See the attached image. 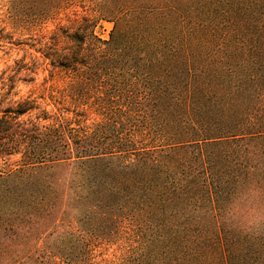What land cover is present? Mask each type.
Wrapping results in <instances>:
<instances>
[{
  "label": "trees",
  "instance_id": "16d2710c",
  "mask_svg": "<svg viewBox=\"0 0 264 264\" xmlns=\"http://www.w3.org/2000/svg\"><path fill=\"white\" fill-rule=\"evenodd\" d=\"M66 4L0 78V264H264V0Z\"/></svg>",
  "mask_w": 264,
  "mask_h": 264
},
{
  "label": "rangeland",
  "instance_id": "374dc122",
  "mask_svg": "<svg viewBox=\"0 0 264 264\" xmlns=\"http://www.w3.org/2000/svg\"><path fill=\"white\" fill-rule=\"evenodd\" d=\"M66 3L67 0H0V78L13 75V70L19 72L17 79L28 74L26 80L30 78L32 82L15 80L16 91L21 97L36 98L38 90L47 85L44 79L49 76L51 68L41 54L40 41L56 24L64 23L65 16L72 10L81 11L79 5L68 8ZM57 6L61 11L53 21L52 14ZM112 28L111 22L101 21L93 30L98 38L107 40ZM23 65L29 71L20 70ZM37 102L41 101L37 99ZM118 254L116 246H109L98 254L97 260L111 261Z\"/></svg>",
  "mask_w": 264,
  "mask_h": 264
}]
</instances>
